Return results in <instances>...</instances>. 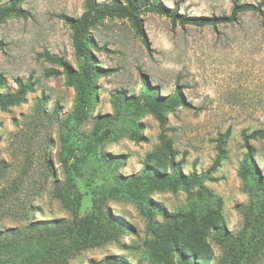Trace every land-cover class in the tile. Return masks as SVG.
Returning a JSON list of instances; mask_svg holds the SVG:
<instances>
[{
    "label": "rangeland",
    "instance_id": "obj_1",
    "mask_svg": "<svg viewBox=\"0 0 264 264\" xmlns=\"http://www.w3.org/2000/svg\"><path fill=\"white\" fill-rule=\"evenodd\" d=\"M7 1L0 0V4ZM233 1L162 0L168 7L176 6L179 13L193 16L228 15ZM22 7L29 11V18L0 22V76L5 81L1 92L13 93L18 78L30 77L34 82L19 103L0 107V238L11 239L31 227L46 232L71 223L72 209L59 194L68 187L81 195L78 216L95 212L100 227L101 220L106 223L112 218L128 232L59 260L36 264H104L106 258H118L125 264H177L172 247L162 251L166 232L177 225L183 237L192 224L188 218L182 227L184 222L173 216L191 212L199 218L218 201L223 217L219 225L230 240L250 235L249 230L243 231L245 214L264 205V192L258 196L257 185L239 178L237 171L246 152L242 132L264 127L260 17L249 12L241 14L237 23L195 27L145 11L140 17L148 45L125 18L101 19L89 30L97 45L89 51L93 64L105 75L93 78L91 108L87 118L76 124L75 87L67 86L63 68L43 55L62 57L74 70L80 68L72 31L62 16H81L84 0H25ZM143 80L158 97L178 92L186 104L164 112L163 129L143 105ZM117 93L131 102L114 106L111 101ZM107 120L116 121L119 136L96 146L93 132L105 127L101 121ZM132 123L140 135L137 142L125 132L135 127ZM227 132L226 159L202 188L170 190L160 184H142L149 155L155 159L152 166L161 165L159 171L166 175L171 160L182 175L206 171L217 156V139ZM168 142L175 151L172 159ZM249 144L258 178L264 182V140ZM115 160L120 163L113 164ZM74 165L85 170L76 171ZM134 180L141 183L130 192L119 187L120 181ZM258 225L251 232L259 241V250L256 261L248 264H264V224ZM213 233L201 243L190 239V248L183 254L191 255V247L202 256L210 251V260L202 264H219L225 242Z\"/></svg>",
    "mask_w": 264,
    "mask_h": 264
},
{
    "label": "trees",
    "instance_id": "obj_2",
    "mask_svg": "<svg viewBox=\"0 0 264 264\" xmlns=\"http://www.w3.org/2000/svg\"><path fill=\"white\" fill-rule=\"evenodd\" d=\"M24 1L9 0L0 4V22L9 18H29V11L22 7ZM84 7L85 10L79 17L62 16L72 31V44L78 59L81 61L80 68L74 70L62 57L52 56L49 53H44L43 55L50 62L59 64L63 68L62 73L65 75V84L69 87H75L76 105L73 120L76 124L82 123L87 118L89 109L91 108L94 91L92 87L93 78L96 75H105L104 70L93 64L89 51L90 47L97 48V45L88 35L89 30L101 19L106 17L125 18L133 27L135 34L143 40L145 45H148V43L145 39L142 19L140 17L141 13L145 11L169 17L174 22L178 21L182 26L190 25L195 27H216L220 24L237 23L241 14L251 12L260 17L261 26L264 28V0H260L258 3L233 1L230 13L220 16L186 15L179 13L176 6H166L162 0H124L123 2L114 0L105 3H99L97 0H84ZM4 84L5 81L0 76L1 108L19 103L34 86V82L30 77L25 80L18 78L15 80L16 90L13 93H7L1 92ZM141 96L143 97V105L154 115L162 129L166 122L164 112H171L178 106L186 105L178 92H175L170 97H158L155 89L150 88L144 80L141 84ZM123 102L131 101L125 99L122 93H117L111 101L116 107L120 106ZM132 102L135 101L132 100ZM101 124H104L105 127L95 129L92 136L96 146H99L104 139L110 138L112 140L119 136L120 129H118L116 121H101ZM132 125H135V123H132ZM125 132L133 141L137 142L140 140L136 125L134 128L133 126L127 127ZM227 136L228 132L217 139V156L212 165L201 173L193 172L187 176L182 175L180 167L175 165L171 160L169 165L171 171L169 175H166L164 172L159 171L162 170L161 165L152 166L155 159L149 155L144 163L142 184H160L162 187L170 190H176L179 186H184L188 191H191L195 187L202 188L205 182L213 180L214 172L221 165V162L226 159L225 140ZM242 138L246 152L239 164L237 174L242 180L256 184V192L260 196L264 192V182L258 178L259 173L253 161V148L249 144V141L264 140V127L255 129L249 134L243 131ZM169 143H167V150L172 159L175 151L171 149ZM119 163L120 160L113 162L115 165ZM74 169L79 172L85 170L80 165H74ZM68 172H71V170L68 169ZM70 177L73 178L72 176ZM141 182L137 180L131 183L120 181L119 184L121 185L119 187L125 192H130L133 190V185L138 186ZM102 186L105 187L106 183ZM74 192L69 187L59 191V194L65 198L67 206L72 209L73 219L71 223L52 227L46 232L42 227H31L28 228L29 231L17 233L11 239H7L6 237L0 238V264H36V262H44L46 259L59 260L67 254L87 247L99 246L103 242L113 239L117 234L123 235L128 232V229L124 225L116 220H112V218H109L106 223L101 220L100 227L98 220H96L95 212L82 217L78 216L81 195H76ZM221 211L222 205L218 201L215 208L209 209L205 215L199 218L194 217L191 212L174 215L173 218H179L184 222L181 223L182 227L187 225L188 218H191L189 223L192 224L190 233L182 237L180 235L182 233L181 228L173 225L166 232V247L162 251H166L172 247L174 252H176L177 264H197L195 263V257L200 254L199 250L191 247L192 250L190 252L192 254L189 256H185L183 250L190 248V239H194L198 243L204 242L205 237H208L209 233L213 231L214 238L225 242L223 256L221 260L219 259V264H243L244 262L248 264L255 262L256 254L259 250V241L255 239L251 231L259 226V222L264 224V205H258L254 213L245 214L243 231L247 233L249 230L250 235L245 236L242 240V234L236 242H232L225 233L223 226L219 225L223 220ZM206 252L204 256L198 255L199 264L210 260L211 252L209 251L207 254ZM104 264L125 263L118 258H106Z\"/></svg>",
    "mask_w": 264,
    "mask_h": 264
}]
</instances>
